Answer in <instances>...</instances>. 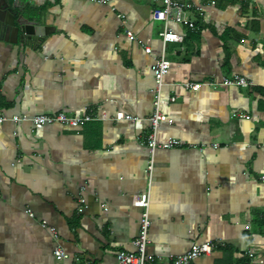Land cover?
Listing matches in <instances>:
<instances>
[{
    "label": "crops",
    "instance_id": "crops-1",
    "mask_svg": "<svg viewBox=\"0 0 264 264\" xmlns=\"http://www.w3.org/2000/svg\"><path fill=\"white\" fill-rule=\"evenodd\" d=\"M212 1L191 0L194 29L171 23L183 41L166 47L160 109L173 121L157 137L182 145L158 149L152 170L151 66L164 27L153 1H18L45 36L0 38V115L96 119L0 123V264H119L136 250L146 193L148 264H174L206 242L212 253L190 264H264V0ZM236 76L253 84L223 85ZM56 246L69 257L56 258Z\"/></svg>",
    "mask_w": 264,
    "mask_h": 264
},
{
    "label": "built area",
    "instance_id": "built-area-1",
    "mask_svg": "<svg viewBox=\"0 0 264 264\" xmlns=\"http://www.w3.org/2000/svg\"><path fill=\"white\" fill-rule=\"evenodd\" d=\"M97 2H104L106 0H94ZM154 3V8L152 11V18L156 21H162L164 23L163 30L160 33L162 39V52L159 56L154 58L151 69L154 75V78L157 83L156 95H155V108L152 115L149 117V121L151 124V132L148 135L147 146L149 149V153L151 155V164L149 165V170L153 169L154 165V156L158 149H172L175 147H180L182 145V141L176 138L168 139L166 141H159L157 137L158 128L163 121L172 122V119H169L167 115H165L160 109V93L161 88L163 86L164 77L168 73L171 63L167 58L166 47L170 42H182L183 35L176 32L171 23H177L180 25H187L188 28L194 29L196 25V20L190 16V13L194 11V5L191 0H152ZM215 3V0L212 1ZM199 15H202V11H198ZM128 35L131 39H135V35L132 32H128ZM145 51L147 53L152 52V48L150 46L145 47ZM253 83L248 81L244 77L236 76L234 78L224 79L223 85L225 86H242L248 87ZM187 87L192 89H199L202 84L200 83H186ZM174 100V99H173ZM238 114H234L237 116ZM118 119H126L134 121L135 118L131 115H124L122 113L118 114ZM96 119V116L92 114H84L81 116H73L68 115L64 112H59L55 114H37L33 116H20L13 115L8 117L7 115H0V123L6 120H12L14 122H31L34 128L42 129L46 125L50 124H62L71 127H80L85 125L86 123L93 121ZM262 180L264 181V175L262 176ZM80 202L84 203L85 199L81 198ZM139 205L142 208V215L140 220V229L137 238L134 241L136 246L135 251H122L119 254V264H148L149 261H155V257L149 255L148 253V245H149V229L151 226L150 219V197L149 194H144L140 200ZM31 216L33 213L28 211ZM42 226L48 228L50 233L57 238L58 231L55 226H50L47 221L42 222ZM216 243L214 242H206L203 244H198L192 247L188 252L179 255V256H171L170 259L174 264H190L193 260L197 259L200 256L211 254L215 248ZM54 255L56 258L63 260L69 257V254L60 246H56L54 248ZM160 258V257H158Z\"/></svg>",
    "mask_w": 264,
    "mask_h": 264
},
{
    "label": "water",
    "instance_id": "water-1",
    "mask_svg": "<svg viewBox=\"0 0 264 264\" xmlns=\"http://www.w3.org/2000/svg\"><path fill=\"white\" fill-rule=\"evenodd\" d=\"M18 1L0 0V38L21 43L42 40L46 28L35 17L27 16L26 8Z\"/></svg>",
    "mask_w": 264,
    "mask_h": 264
},
{
    "label": "rangeland",
    "instance_id": "rangeland-1",
    "mask_svg": "<svg viewBox=\"0 0 264 264\" xmlns=\"http://www.w3.org/2000/svg\"><path fill=\"white\" fill-rule=\"evenodd\" d=\"M119 260V259H118Z\"/></svg>",
    "mask_w": 264,
    "mask_h": 264
}]
</instances>
